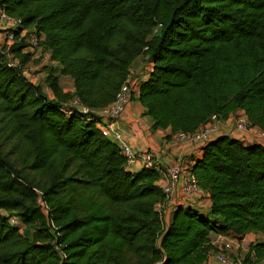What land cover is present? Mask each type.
Returning <instances> with one entry per match:
<instances>
[{
	"label": "trees",
	"instance_id": "16d2710c",
	"mask_svg": "<svg viewBox=\"0 0 264 264\" xmlns=\"http://www.w3.org/2000/svg\"><path fill=\"white\" fill-rule=\"evenodd\" d=\"M44 34V84L0 52V264H207L210 235L264 237V144L221 135L191 167L207 213L170 222L156 168L128 165L93 111L111 104L134 63H152L139 100L154 128L194 131L244 111L264 129V0H0ZM11 50L21 64L35 52ZM54 62V63H52ZM62 77L73 80L65 91ZM92 117V119H89ZM16 216L24 225H13ZM244 264H264V239Z\"/></svg>",
	"mask_w": 264,
	"mask_h": 264
},
{
	"label": "built area",
	"instance_id": "2783aa9c",
	"mask_svg": "<svg viewBox=\"0 0 264 264\" xmlns=\"http://www.w3.org/2000/svg\"><path fill=\"white\" fill-rule=\"evenodd\" d=\"M0 19L9 25L6 34L5 42H0V52L4 55L5 61L9 67L19 68L24 76L33 83H38L32 74L29 73L26 66L28 64H21L16 58L15 54L11 50V46L16 41H25L24 51H33L40 49L41 43L44 41V34L39 33L35 28L30 29L24 27L23 20L19 17L12 16L6 12L3 7H0ZM54 63V62H52ZM139 85L137 84L134 77L130 78L121 86L116 94L115 100L108 106L93 111L90 107L83 105L77 98L71 100V110L77 109L85 114H96L97 127L109 138L113 139L120 147L121 153L126 157L128 165L134 163H140L142 166L147 168H156L164 175V182L161 183L162 189L166 195V201L157 206V210L164 216V207L168 203H173L175 208L178 206H184L183 202L193 198L195 195L200 194L204 191L195 174L192 171L191 166L185 167L184 164L190 160L186 158L179 159L176 162L166 164L164 167H159L157 163V152L152 149H135L130 145L124 134L115 126V123L120 119L128 104L132 101L133 94L138 90ZM92 119V117H89ZM220 118L214 114L212 115L209 122L201 125L194 131H178L174 133L175 138L180 142H186L189 144H204L217 138L220 132L219 125ZM234 126L235 129L243 134V142L247 143H262L264 144V129L255 126L245 114L244 111L234 115ZM249 139L251 141L249 142ZM176 190L180 191L181 198H175ZM165 217V216H164ZM10 221L13 225L19 226L21 230L24 229V225L16 216H11ZM216 234V233H212ZM211 234V235H212ZM210 235V239H211ZM223 234H217L214 239H211V244L215 248L212 250L214 258L219 264H239L238 260L231 258L227 250L231 247L228 242L221 241ZM246 238L240 237V246L249 250V244L246 246ZM246 251V252H247Z\"/></svg>",
	"mask_w": 264,
	"mask_h": 264
},
{
	"label": "crops",
	"instance_id": "0c3cea01",
	"mask_svg": "<svg viewBox=\"0 0 264 264\" xmlns=\"http://www.w3.org/2000/svg\"><path fill=\"white\" fill-rule=\"evenodd\" d=\"M8 28L9 25L0 19V42H5ZM33 59H35L37 62L36 69H38L39 72L37 75H32L38 83L45 85L44 79L46 76V71L44 66L49 63V56L46 53L43 55L41 53H36L34 54ZM135 63L131 68V76L135 78L137 84L140 87L141 82L149 77L150 71L152 70V63L145 62L146 64L142 63V66L134 68ZM60 84L65 91L74 90L73 80L69 77H62ZM139 87L138 90L134 92L132 101L128 104L124 115L116 121L115 126L121 130L127 142L135 149L155 150L157 152V163L159 167H164L166 164L176 162L182 158L190 160L188 163L184 164L185 167H192L195 161L202 157L201 147L203 144L193 145L186 142H180L175 138L174 134L171 133V130L160 127L154 128L152 118L145 112L146 109L139 100ZM44 90L50 97H54L53 92L48 86H44ZM219 125V136L228 135L243 140V134L235 129L234 114H231L227 119H220ZM250 141L251 139H249V142ZM134 165L135 168H137L136 170H139L141 167H143L140 163H134ZM164 180V175L161 174L159 183L161 184L164 182ZM174 196L175 198L180 199V191L176 190ZM200 196V194H197L193 198L184 201V206L198 209L201 212L207 213L211 204L210 194L204 190L202 192L203 197ZM174 209L175 206L173 203H168L165 205L163 213L166 222H170ZM257 235L258 237L264 239L261 234ZM216 236L217 234H212L211 239H214ZM249 236H251V234L246 235L248 238ZM239 239L240 238L238 236L232 233L223 234L221 237V241L230 243L231 247L235 249L241 245ZM207 264L211 263L207 262Z\"/></svg>",
	"mask_w": 264,
	"mask_h": 264
},
{
	"label": "rangeland",
	"instance_id": "374dc122",
	"mask_svg": "<svg viewBox=\"0 0 264 264\" xmlns=\"http://www.w3.org/2000/svg\"><path fill=\"white\" fill-rule=\"evenodd\" d=\"M36 53H41L40 52V49H38V51L36 50L35 51V54ZM37 58V57H35ZM41 58V57H39ZM40 60V59H39ZM145 62H148L146 58L144 57H140L138 59V61L135 63V67L134 68H137V67H140L142 66V63H145ZM36 60L35 59H32L28 65L26 66V68H28V71L30 74H35L37 75V73L39 72L38 69H36ZM146 64V63H145ZM44 86H47L46 84ZM47 88V87H46ZM240 238V237H239ZM255 241V240H259V239H262L260 237H258L257 234H251V236H249V238H246V246L247 244H249L251 241ZM246 249H244L243 247H237L236 249L233 248V247H230L228 250H227V253L228 255L231 257V258H234L236 260H238L239 264H244L243 263V259H244V256H245V253H246ZM208 262H210L211 264H219L216 259L214 258L213 256V253H210V256H209V259H208Z\"/></svg>",
	"mask_w": 264,
	"mask_h": 264
}]
</instances>
